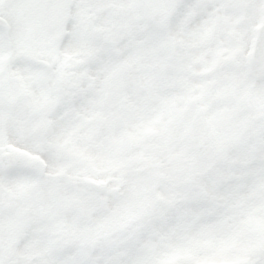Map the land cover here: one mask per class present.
Masks as SVG:
<instances>
[{"label":"snow or ice","instance_id":"6c2138e0","mask_svg":"<svg viewBox=\"0 0 264 264\" xmlns=\"http://www.w3.org/2000/svg\"><path fill=\"white\" fill-rule=\"evenodd\" d=\"M0 264H264V0H0Z\"/></svg>","mask_w":264,"mask_h":264}]
</instances>
